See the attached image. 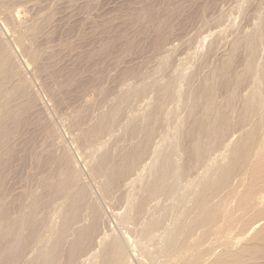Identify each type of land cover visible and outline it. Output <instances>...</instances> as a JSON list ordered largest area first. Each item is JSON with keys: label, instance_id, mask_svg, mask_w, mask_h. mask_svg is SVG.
<instances>
[{"label": "rangeland", "instance_id": "obj_1", "mask_svg": "<svg viewBox=\"0 0 264 264\" xmlns=\"http://www.w3.org/2000/svg\"><path fill=\"white\" fill-rule=\"evenodd\" d=\"M10 1L16 7L9 10L0 0V40L14 58L8 78L15 84L25 79L20 90L26 92L0 98L6 105L0 120V225L22 222L16 235L0 229V264H106L111 243L126 264H185L194 254L202 255L200 264H211L220 254L244 249L242 264H264V215L254 219L250 205L237 208L242 192L227 199L229 212L210 235L198 237L196 247L179 256L158 247L174 231L178 216L171 205L191 197L208 161L226 154L213 149L199 168L189 170L186 145L173 135L185 118L184 99L229 55L235 40L252 33L264 0ZM14 31H29L23 48L14 42ZM234 56L232 71L242 73L243 49ZM164 77L181 80L178 99L166 106L177 117L163 121L155 151L130 173L121 166L109 177L124 164L120 155L134 147L129 123L160 104L155 86L167 82ZM123 93L130 94L126 104ZM229 93L217 91V102ZM167 150L182 172L170 179L172 193L149 199ZM251 162L239 176L240 189L253 185L264 210V181H251ZM66 174L77 179L57 187ZM237 184L231 180L220 199ZM158 216L162 230L145 236V222ZM182 234L187 239L188 232Z\"/></svg>", "mask_w": 264, "mask_h": 264}, {"label": "bare ground", "instance_id": "obj_2", "mask_svg": "<svg viewBox=\"0 0 264 264\" xmlns=\"http://www.w3.org/2000/svg\"><path fill=\"white\" fill-rule=\"evenodd\" d=\"M1 1L9 10L16 7H13L15 5L13 1ZM5 20L8 22V18ZM14 33V42L19 48H23L24 40L29 31H14ZM211 48L210 45L207 50H211ZM239 48L243 49L245 57L242 62L244 70L238 74L232 70L234 68V54ZM13 68V54L9 46L0 40V98L10 97L17 91L19 94L26 92V90H20L26 85L25 79L20 80L18 84L9 80L7 73ZM17 73L14 72V75L16 76ZM165 80L167 81L166 78ZM179 82L181 80L174 81L170 78L163 84H156L158 102L161 105L154 107V110L143 120H132L129 123L128 132L134 147L130 152L120 155V162L124 164L116 165L109 177L116 175L121 166L125 167V173H130L147 154L152 150L155 151L153 144L161 135V129L164 127L163 121L177 117V112L166 108V106L178 99ZM219 90L230 92L220 104L217 102L216 95ZM120 97L126 104L130 94L123 93L120 94ZM184 103L186 105L185 118L177 123L176 127H172L176 133L173 135H179L181 143L186 145L185 155L189 170H194L197 166L199 168L213 149L224 150L226 154L221 155L222 158L208 161L203 176L198 181L196 180L191 197L180 196L175 202L178 204L176 206L171 205V209L178 216L173 224L174 229L172 230L174 231L165 234L160 239L158 247L159 252H166L174 256H179L188 248L196 247L199 244L197 242L199 236L211 234L229 212L226 205L227 199L236 193L242 192L236 205L238 209H244L246 205H250L254 212V219H259L264 215V210L258 208L257 192L254 193V186L249 185L248 188L240 189L242 184L239 181V176L245 166L255 157L256 160L251 162L252 164L250 163L251 181H264V7L263 9L256 8V22L252 33L235 40L229 55L223 57L214 69L204 75L198 88L184 99ZM5 107L4 104L0 105V120L4 115ZM149 121H153V124L145 126V123ZM173 155L172 150H167L163 154L162 166L156 173L155 181L148 191L147 198L157 199L163 193H172L175 185L170 183V179L173 174L182 172L180 164L174 162ZM76 179L77 176L66 174L57 182V187H63ZM231 180H237L238 184L237 186H230L224 200H221L220 193L229 186ZM179 203L187 205L190 203V207L179 209ZM163 213L165 212L163 211ZM163 220L162 216H158L145 222L144 235L150 237L153 232L159 231L163 226ZM21 222L22 219L18 218L13 222L1 224L0 229L7 235H16ZM48 229L49 226H46L44 231L47 232ZM185 231L188 232V237L182 239L181 234ZM109 249L111 250L110 253L105 255L106 264H126L123 254L114 243L109 245ZM244 252H246L245 249L238 255L235 254L230 257L220 254L211 264H242V259L245 258L242 256ZM45 254V249L40 251L39 257L43 262ZM201 259L202 255L194 254L186 259L185 264H200Z\"/></svg>", "mask_w": 264, "mask_h": 264}]
</instances>
